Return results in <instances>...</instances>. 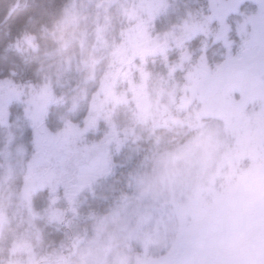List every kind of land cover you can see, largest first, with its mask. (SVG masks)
Wrapping results in <instances>:
<instances>
[{
	"label": "trees",
	"instance_id": "1",
	"mask_svg": "<svg viewBox=\"0 0 264 264\" xmlns=\"http://www.w3.org/2000/svg\"><path fill=\"white\" fill-rule=\"evenodd\" d=\"M17 1L0 0V81L9 80L23 87L22 95L6 103L4 111L0 112V197L5 187L14 188L20 179L22 182L25 173L19 171V166L11 172L5 170L8 143L13 140L16 156L27 157L20 148H25L28 156L33 155L31 115L41 119L48 132L53 134L67 132L70 123L74 129L83 131L86 124L89 127V122L94 120L98 129H89L79 136L81 144L84 143L80 146L83 147L110 131L117 132L121 138L114 154L116 172L106 180L97 181L93 187L96 190L94 195L82 194L76 203H70L64 197L53 203L49 189L38 190L20 207L25 213L23 222L19 224L20 219L11 220L8 227L1 231L0 264L12 262L18 254L16 251L24 248L23 245L27 246L24 258L33 255L37 264H63L71 260L73 245L80 234L89 230L99 216L127 199L135 176L142 174L157 156L184 144L199 131L198 123L203 119V116L197 115L203 110L200 103L193 101L194 112L190 106L171 117V114L165 117L159 105L171 103L174 99L175 109L181 93L184 90L190 92L186 87L190 70L187 63L193 65L197 51H202V41L207 40L210 61L213 54L215 59L219 54L224 55L225 50L222 45L213 44L212 39L203 33L195 35L197 30L186 31V25L203 23V16L209 14V0H164L166 9L153 22V38L161 44L148 49L153 51L147 54L146 59L153 75L147 95L156 107V124L146 125L137 122L125 108L115 111L108 95L120 88L121 79L128 69L141 63L142 53L137 52L115 75L108 76L106 82H103V67L107 59H90L86 65L83 55L79 56L84 44H87V52L91 50L97 29L106 25L103 4L107 6L113 0H101L89 6L82 5L85 0H78L81 5L76 7L73 15H69L73 0H21L19 7L4 22ZM241 2L249 8L256 7L254 0ZM111 20L114 28L121 26L120 30L117 29L119 31L114 29L110 40L119 46L125 25L117 24L115 14ZM227 23L235 27L231 17ZM74 27L77 36H81L80 42L65 44L68 41L66 36ZM208 27L214 32L218 24L213 21ZM64 44L69 53L75 52L72 61L66 62L67 50L62 49ZM158 46L171 54L169 68L159 61L152 63L158 58L154 56ZM182 47L188 49L191 59L179 67L182 56L179 50ZM196 104L202 110L193 116ZM93 115L98 117L93 118ZM60 194L57 193V196L60 197ZM73 210H78L79 215L73 214ZM52 216L59 219L54 220ZM232 233L226 238L232 243L228 244L230 248L221 245L228 252L238 243L230 240ZM12 249L17 250L11 253Z\"/></svg>",
	"mask_w": 264,
	"mask_h": 264
},
{
	"label": "rangeland",
	"instance_id": "2",
	"mask_svg": "<svg viewBox=\"0 0 264 264\" xmlns=\"http://www.w3.org/2000/svg\"><path fill=\"white\" fill-rule=\"evenodd\" d=\"M100 1L85 0V4L82 5L89 6ZM104 1L107 2V0ZM80 5L78 0H73L69 15H73L76 7ZM256 7L250 8L254 10ZM104 8L106 25L97 29V36L91 50L87 52L85 50L87 44H84L83 49L79 51V56L83 55L86 65L90 59L96 61L107 59L103 67V82H106L108 76L115 75L137 52L142 53L141 63L128 69L121 79L120 88L112 90L108 95L115 111L125 108L137 122L146 125L156 124L154 117L156 107L147 95L148 84L152 81L153 75L148 69L146 59L147 54L153 51L148 49L161 44L153 38V22L166 9L164 0H113L107 6L103 4V11ZM113 14L116 15L117 24L125 25L122 28V43L119 46L113 40L110 42L114 29H121V26L114 28L111 25ZM231 19L234 21L237 17H231ZM76 32L74 27L68 36L65 35L68 37L65 39L68 40L65 44L80 42L81 36L79 34V38ZM194 34L200 35L202 32L197 30ZM238 43L237 40V45ZM65 44L62 49L67 50L66 62L72 61L75 58V52L69 53ZM235 50L234 46L233 52ZM187 51V48L182 47L179 54L184 55ZM197 52L198 54L194 57L195 62L202 53V51ZM225 55L226 53L219 54L213 59L215 57L213 54L212 62L222 61ZM154 56L158 58L153 59L152 63L159 61L167 67L172 64L171 54L169 55L159 46L155 49ZM179 60V64L174 63L182 67L189 59ZM191 66L192 63H187L188 68ZM58 71L62 70L58 69ZM83 90L86 93L85 88ZM22 92L21 85H16L9 80L0 81V112L4 111L6 103L18 98ZM180 99L179 104L174 105L175 109L173 108L174 99L171 103L165 102L159 105L163 115L176 116L180 110L184 111L186 107L192 106L195 100L203 106V110L198 109L199 105L196 104L195 108H197L193 114L196 116L202 110L197 114L203 116L198 123L199 131L184 144L157 156L142 174L135 176L134 185L127 199L99 216L89 230L80 234L73 245L71 260L63 264H136L137 255L143 253L144 242H148L151 246L152 239L148 233L143 235L130 233L125 228V220L131 219L135 222L137 217L134 213L137 209L139 208L143 213L141 204L148 203L157 193L183 187L205 203L213 194L222 193L223 199L229 202L225 215L241 222L251 215L257 204H264V105L250 103L245 111L224 106L223 110L230 116V120L225 122L218 116L220 107L206 106L201 102L199 93L193 94L191 91L184 90ZM192 108L194 112V107ZM31 117L30 125H33L37 119L35 115ZM42 117L44 118L45 115ZM38 120L41 121V119ZM89 125L88 127L86 124L83 131H80L74 129L70 123L67 132L60 135L51 133L55 137L50 141L54 155L44 163L34 162L32 155L28 156L25 148H20V151L24 150L27 157L16 156L13 140L8 143L5 149V170L11 172L19 166V171H25V173L22 182L20 179L14 188L5 187L0 197V235L2 229L7 228L11 220L20 219L19 224L23 222L25 213L20 207L31 194L38 190L49 189L53 203L58 202L61 197L70 203H76L82 194L94 195L96 190L93 187L98 183L97 181L106 180L116 172L114 154L121 141L119 134L110 131L99 140L84 147L80 146L84 144L79 141V136L83 135L81 132L98 129L94 120L90 121ZM101 140H104V144L93 149V145L99 144ZM103 152H106L110 158V172L106 175L96 174L95 179L83 181L80 166L87 164L91 167V162ZM59 192H61L60 197L57 196ZM71 193L74 195L70 198ZM141 194H143L142 199ZM205 211H211V209L206 208ZM114 212H119V215H113ZM72 213L79 215L78 210H73ZM52 219L57 220L59 217L52 216ZM141 222L148 223L147 214L142 216ZM232 234L230 240L238 243L229 252L242 254L251 245V236L243 228L233 231ZM227 236L220 241V244L230 248L228 244L232 243L226 239ZM23 247L11 250V253L17 250L16 254H18L14 256L12 262L7 264H37L33 255L28 258L23 257L27 246L23 245Z\"/></svg>",
	"mask_w": 264,
	"mask_h": 264
},
{
	"label": "snow or ice",
	"instance_id": "3",
	"mask_svg": "<svg viewBox=\"0 0 264 264\" xmlns=\"http://www.w3.org/2000/svg\"><path fill=\"white\" fill-rule=\"evenodd\" d=\"M255 4L253 10L241 0H209V14L203 16V23L186 25L187 32L200 30L213 44L225 49L224 59L212 62L207 40L202 41V53L186 77L189 81L186 87L193 94L199 93L206 106H219L218 116L225 122L230 116L223 110L224 106L245 111L250 103L264 105V0H255ZM230 17H237L234 28L227 23ZM213 21L218 24L214 32L208 27ZM184 59L190 60L191 54L185 52L181 56ZM33 130L32 160L44 163L54 155L50 141L55 137L40 120L34 121ZM103 144L101 140L93 149ZM91 164V167L80 166L81 179L85 182L111 170L106 152ZM228 206L222 193L213 194L207 203L183 187L157 193L148 203L141 204L143 213L137 209L135 222L125 220L130 233L151 235V246L144 242L136 264H264V204H257L243 222L225 215ZM206 208L211 211H205ZM144 214L148 216L147 224L141 222ZM113 215L118 216L119 212ZM241 228L249 232L251 245L242 254L226 251L220 241Z\"/></svg>",
	"mask_w": 264,
	"mask_h": 264
},
{
	"label": "water",
	"instance_id": "4",
	"mask_svg": "<svg viewBox=\"0 0 264 264\" xmlns=\"http://www.w3.org/2000/svg\"><path fill=\"white\" fill-rule=\"evenodd\" d=\"M20 5V0L17 1L16 5L13 7V9H11L8 14H7V17L6 19L4 20V22L7 21V19L15 12V10L18 8V6ZM3 22V23H4Z\"/></svg>",
	"mask_w": 264,
	"mask_h": 264
}]
</instances>
